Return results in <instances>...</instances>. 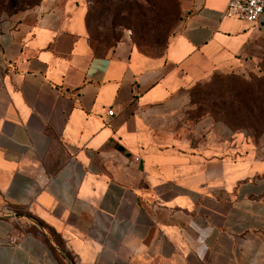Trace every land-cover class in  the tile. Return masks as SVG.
Instances as JSON below:
<instances>
[{
    "label": "crops",
    "instance_id": "0c3cea01",
    "mask_svg": "<svg viewBox=\"0 0 264 264\" xmlns=\"http://www.w3.org/2000/svg\"><path fill=\"white\" fill-rule=\"evenodd\" d=\"M176 1L155 55L94 51L78 0L0 19V264H264V130L200 131L175 102L247 65L259 27Z\"/></svg>",
    "mask_w": 264,
    "mask_h": 264
},
{
    "label": "rangeland",
    "instance_id": "374dc122",
    "mask_svg": "<svg viewBox=\"0 0 264 264\" xmlns=\"http://www.w3.org/2000/svg\"><path fill=\"white\" fill-rule=\"evenodd\" d=\"M39 0H0V19L24 8L33 6ZM85 9L86 36L92 47L101 52L124 37L133 41L136 33L149 32L144 26L131 20V14L149 7L147 0H116L103 3L99 0H78ZM177 21H175L176 24ZM175 24L163 35L160 44L144 43L135 47L148 54L162 51L167 37ZM256 40L248 45L245 58L247 65L241 70L214 72L175 98L187 126L199 125L200 131L207 124L219 123L229 129H243L252 133L264 130V27Z\"/></svg>",
    "mask_w": 264,
    "mask_h": 264
},
{
    "label": "trees",
    "instance_id": "16d2710c",
    "mask_svg": "<svg viewBox=\"0 0 264 264\" xmlns=\"http://www.w3.org/2000/svg\"><path fill=\"white\" fill-rule=\"evenodd\" d=\"M99 1L103 3H112L116 0ZM147 2L149 7L146 8L145 11H141L140 9H138L139 7H137V5L135 4L130 6L131 9H134V7L136 6L135 10H137L134 14L130 13L131 20H135L137 24H139L141 27L144 26L149 31L147 35L145 33L137 34L136 30L133 29L132 38L137 46H142L146 42L156 45L160 44L163 40V35L165 36L166 31L170 29L172 25L175 24V21L179 19V11L176 0H147ZM166 40L164 42V45L166 43ZM92 48L94 51H97L96 47ZM140 52L148 54L143 51Z\"/></svg>",
    "mask_w": 264,
    "mask_h": 264
},
{
    "label": "built area",
    "instance_id": "2783aa9c",
    "mask_svg": "<svg viewBox=\"0 0 264 264\" xmlns=\"http://www.w3.org/2000/svg\"><path fill=\"white\" fill-rule=\"evenodd\" d=\"M226 15L248 21L258 27H264V0H227ZM106 115H112L108 109ZM7 242L15 241V237L9 236Z\"/></svg>",
    "mask_w": 264,
    "mask_h": 264
}]
</instances>
